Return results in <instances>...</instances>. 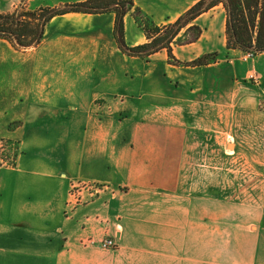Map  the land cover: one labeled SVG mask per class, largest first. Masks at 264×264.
<instances>
[{
  "label": "crops",
  "instance_id": "0c3cea01",
  "mask_svg": "<svg viewBox=\"0 0 264 264\" xmlns=\"http://www.w3.org/2000/svg\"><path fill=\"white\" fill-rule=\"evenodd\" d=\"M133 1L161 25L198 0ZM114 18L55 15L25 50L0 38V137L19 143L0 167V264H264V53L225 47L221 3L172 44L181 61L218 53L195 66L127 55ZM124 38L146 41L130 13ZM77 180L107 189L65 216Z\"/></svg>",
  "mask_w": 264,
  "mask_h": 264
},
{
  "label": "trees",
  "instance_id": "16d2710c",
  "mask_svg": "<svg viewBox=\"0 0 264 264\" xmlns=\"http://www.w3.org/2000/svg\"><path fill=\"white\" fill-rule=\"evenodd\" d=\"M221 3L226 11V48L264 53V0H198L174 21L157 24L151 16L135 5L133 0H81L58 6L27 8L21 4L12 11H0V38L13 47L25 50L37 46L42 39L45 24L55 15L67 12L115 14L113 33L119 48L127 55L144 59L165 49L173 64L195 66L214 61L218 53H206L189 61L174 57L172 44L196 41L201 28L193 20L201 13ZM130 13L146 41L128 45L124 38V16Z\"/></svg>",
  "mask_w": 264,
  "mask_h": 264
},
{
  "label": "built area",
  "instance_id": "2783aa9c",
  "mask_svg": "<svg viewBox=\"0 0 264 264\" xmlns=\"http://www.w3.org/2000/svg\"><path fill=\"white\" fill-rule=\"evenodd\" d=\"M255 55L252 50L243 51L240 55V59L246 61L251 59ZM248 78L255 83L259 82V79L253 73H250ZM19 152V143L0 137V167H13L16 163V158ZM107 189V185L97 181H85L77 180L71 182L67 191V198L64 203V214L68 215L77 206L87 203L95 198L100 193ZM82 244L93 243L92 238L81 239ZM102 247L111 248L114 247V242L111 238H103L100 240Z\"/></svg>",
  "mask_w": 264,
  "mask_h": 264
},
{
  "label": "rangeland",
  "instance_id": "374dc122",
  "mask_svg": "<svg viewBox=\"0 0 264 264\" xmlns=\"http://www.w3.org/2000/svg\"><path fill=\"white\" fill-rule=\"evenodd\" d=\"M39 3H44V0H31V2H30V0H19L18 2H16L13 6L14 7H12L9 11H12L13 9H15V8H17L18 6H20L21 4L23 5H25V7H27L28 9L29 8H35V7H37L36 5L37 4H39ZM4 12V11H3ZM230 139V142H231V138H229ZM250 139V138H249ZM256 139L257 140H261V141H264V134H262L261 136H257L256 137ZM232 145H230L229 146V149H232ZM249 155H246V159H250L251 157H250V154H252V156H253V153L251 152V153H248ZM260 155H261V153H260ZM257 157H258V155H257ZM103 193V192H102ZM63 214H64V209H63ZM69 214H70V212H69ZM68 214V215H69ZM65 215V214H64ZM65 216H67V215H65Z\"/></svg>",
  "mask_w": 264,
  "mask_h": 264
}]
</instances>
